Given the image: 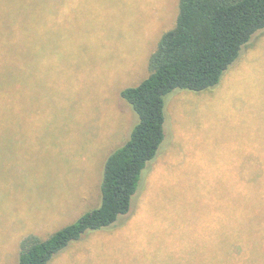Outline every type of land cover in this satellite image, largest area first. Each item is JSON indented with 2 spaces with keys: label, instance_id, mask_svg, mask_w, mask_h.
<instances>
[{
  "label": "rangeland",
  "instance_id": "rangeland-1",
  "mask_svg": "<svg viewBox=\"0 0 264 264\" xmlns=\"http://www.w3.org/2000/svg\"><path fill=\"white\" fill-rule=\"evenodd\" d=\"M180 0H37L25 10L20 99L0 125V264L101 203L108 157L138 117L122 91L149 75ZM18 72V75H14ZM18 77V78H17ZM166 141L132 209L51 264H212L237 186L264 166V30L220 85L167 99ZM134 202V203H133Z\"/></svg>",
  "mask_w": 264,
  "mask_h": 264
},
{
  "label": "trees",
  "instance_id": "trees-1",
  "mask_svg": "<svg viewBox=\"0 0 264 264\" xmlns=\"http://www.w3.org/2000/svg\"><path fill=\"white\" fill-rule=\"evenodd\" d=\"M35 1L0 0V125L22 95L19 83L11 88L9 75L24 65L25 10ZM263 30L264 0H180L174 28L149 60L148 77L121 93L138 123L104 164L100 205L45 239L25 238L18 264H51L89 232L107 230L127 216L144 170L166 141L168 97L217 88ZM258 171L259 176L237 186L229 211L222 212L231 224L218 233L215 247L205 246L208 256L214 249L212 264H264V166Z\"/></svg>",
  "mask_w": 264,
  "mask_h": 264
}]
</instances>
